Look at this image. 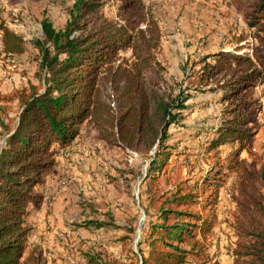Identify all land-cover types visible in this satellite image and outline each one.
I'll list each match as a JSON object with an SVG mask.
<instances>
[{
    "label": "rangeland",
    "instance_id": "374dc122",
    "mask_svg": "<svg viewBox=\"0 0 264 264\" xmlns=\"http://www.w3.org/2000/svg\"><path fill=\"white\" fill-rule=\"evenodd\" d=\"M76 1L0 0V23L22 36L28 47L25 54L6 58L0 46L3 97L12 99L16 93L40 83L42 50L33 42L45 43V22L56 31L73 29ZM84 1L96 8L77 17L78 24L88 22V29H93L121 21L120 4L115 0ZM142 1L162 33L156 57L164 71L148 73V87L173 98L183 91L182 99L186 101L162 147L169 156L161 166L155 161L160 155L155 149L134 151L116 141L115 130H102L89 122L78 125L79 135L74 142L61 149L53 147L57 153L55 166L45 173L43 184L34 189L42 203L32 209L28 219L30 249L41 250L47 264H90V259L131 263L133 254L140 259L144 236L159 214L158 208L151 205L164 195L171 196L179 187L197 191L210 176L212 183L220 179L219 189H200L199 200L207 206L205 210L200 206L194 209L200 225L208 222L211 228L205 234L197 231V248L182 246L190 251L186 264H245L240 254L249 242L247 235L264 231V215L252 209L253 199L264 202V74L252 96L258 108L250 125L253 138L241 155L249 170L259 175L254 186L240 174L220 166L219 160L225 166L238 147L229 144L206 151L228 118V103L223 102L224 92L216 81L206 87L199 75L203 60L208 58V63L215 64L214 57L222 52L241 50L252 57L258 51L264 55L258 36L261 34L247 20L262 0ZM81 33L75 31L72 36ZM100 95L116 114L118 103L107 81L100 83ZM19 109L16 98L0 103V151L9 137L2 125L9 127ZM158 157L162 159L163 155ZM89 222L92 225L88 226ZM98 224L103 226L98 229Z\"/></svg>",
    "mask_w": 264,
    "mask_h": 264
},
{
    "label": "trees",
    "instance_id": "16d2710c",
    "mask_svg": "<svg viewBox=\"0 0 264 264\" xmlns=\"http://www.w3.org/2000/svg\"><path fill=\"white\" fill-rule=\"evenodd\" d=\"M115 1L120 4L119 22H106L93 29H88V22L78 24L77 17L96 8L84 0L75 2L73 29L56 31L45 22V43L33 42L42 50L40 83L16 93L12 99L3 97L0 91V103L16 98L20 107L18 117L9 127L2 125L9 137L0 151V264H47L41 250L30 249L28 219L32 209L42 203L34 189L43 184L45 173L55 166L57 153L53 147L61 149L74 142L79 135L78 125L89 122L102 130H115L116 141L134 151L155 149L163 155L162 159L160 155L155 159L161 166L169 156L162 147L170 126L176 124L178 111L184 108V92L173 98L149 89L146 75L164 71L156 57L161 47V30L146 13L142 0ZM247 20L261 34L258 36L264 48V0L247 15ZM75 31L82 33L73 37ZM0 38L1 53L6 58L28 50L23 37L2 22ZM240 51L216 55L215 64L208 63V58L202 59L201 83L207 87L216 81L224 92L223 102L228 103V118L217 129V138L210 141L206 151H217L229 144L238 147L225 166L219 160L220 166L229 173L240 174L254 186L259 175L256 170H249L241 155L253 138L250 125L258 108L252 96L264 74V55L254 51L251 57ZM128 53L130 56L124 57ZM102 81L112 86L118 103L116 114L102 100ZM205 179L199 190L204 191L206 186L217 192L220 179L215 183L210 176ZM199 190L188 192L179 187L171 196L164 195L151 205L158 208L159 214L144 236L145 248L139 250L140 259L133 254L131 263L90 259V264H186L190 251L182 246L197 248V231L205 234L211 228L208 222L200 225L194 209L200 206L205 210L207 206L200 202ZM263 203L253 199L252 209L264 215ZM254 221L251 219L252 225ZM97 226L99 229L103 225ZM247 236L249 242L240 254L245 264H264V231Z\"/></svg>",
    "mask_w": 264,
    "mask_h": 264
}]
</instances>
